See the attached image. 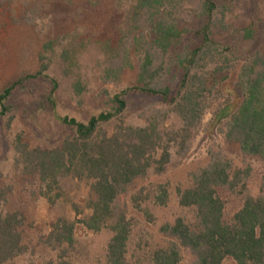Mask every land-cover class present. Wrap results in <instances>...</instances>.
<instances>
[{
	"label": "trees",
	"instance_id": "obj_1",
	"mask_svg": "<svg viewBox=\"0 0 264 264\" xmlns=\"http://www.w3.org/2000/svg\"><path fill=\"white\" fill-rule=\"evenodd\" d=\"M59 2L90 14L107 7L123 15L116 36L90 39L99 46L93 53L100 65L97 83L111 110L86 123L53 111L72 134L55 149L33 148L18 137L13 145L14 167L23 177H36L43 187L41 196L54 207L64 200L67 182L87 190L83 210L72 204L74 220L62 217L50 226L42 244L54 258L46 264H73L78 227L91 234L108 232L107 264H129L134 223L121 207V199L138 182L152 174L161 177L175 158L187 156L212 97L219 94L224 102L214 113L211 128L228 146L264 160V46L251 53L259 33L255 24L233 28L228 23L226 14L233 0ZM60 41L66 45L58 56L59 67L68 76L81 71L84 40L70 31L54 40L49 35L37 73L0 94V120L13 119L14 92L26 82L50 81L52 96L59 90L58 81L49 74L47 56ZM73 89L77 96L86 92L81 82L74 83ZM133 96L161 101L160 109L141 117L138 126L124 120ZM113 124V130H108ZM249 178L250 170L235 169L225 157L213 155L209 165L193 176L192 185L177 191L179 206L194 212L195 223L180 218L164 225L160 233L166 245L153 253L151 264H183L186 257L191 259L187 264L228 260L264 264V178L259 196H245L230 221L221 196V191L244 195ZM12 191L0 185V264L28 252L26 216L5 211ZM168 202V191L160 186L155 203L164 207Z\"/></svg>",
	"mask_w": 264,
	"mask_h": 264
},
{
	"label": "rangeland",
	"instance_id": "obj_2",
	"mask_svg": "<svg viewBox=\"0 0 264 264\" xmlns=\"http://www.w3.org/2000/svg\"><path fill=\"white\" fill-rule=\"evenodd\" d=\"M233 1L226 14L228 23L233 28L255 24L259 33L250 50L251 53L261 50L264 46V0ZM0 5V94L16 82L37 73L42 66L40 58L49 35L54 40L55 36L70 31L84 40L80 48L83 55L81 71L68 76L59 67L58 56L62 46L66 45V41L63 45L60 41L46 55L47 63H51L49 74L58 81L59 90L52 96L50 81L37 79L26 82L24 88H17L14 92L13 119L0 120V185L13 190L5 211L22 212L27 218L24 236L28 252L9 264H46L54 258V253L42 244L50 226L62 217L74 220L76 214L72 204L83 210L87 190L84 185L67 182L64 200H60L55 207L51 206L41 196L43 187L38 179L23 177L15 170L13 145L21 137L33 148L55 149L60 146L72 130L62 126L53 111L86 123L92 117L111 110L102 95L103 87L97 83L100 65L93 53H97L95 50L99 46L90 43V39L96 41L101 38L103 41L113 36L123 15L107 7L95 14L85 9L72 10L64 8L59 0H3ZM76 82H81L86 89L81 96L74 92ZM223 102L224 98L219 94L210 99L186 157L175 158L161 177L150 175L121 199V207L127 210L134 223L127 253L129 264H151L153 253L166 245L160 233L164 225L173 224L180 218L189 224L195 223L194 212L179 206L177 191L189 188L193 176L209 165L213 155L225 157L235 169L250 170L244 195L221 191L226 202L227 221L241 210L245 196H259L264 178V160L245 156L236 146H228L217 130L211 128L213 115ZM160 107V99L133 96L131 110L124 120L130 125H141V117ZM113 128L114 124L107 127L110 131ZM160 186H164L169 194V202L164 207L155 203ZM110 238L108 232L91 234L78 227L71 254L73 264H107L106 250ZM189 262L191 259L186 257L183 264ZM224 264L234 263L228 260Z\"/></svg>",
	"mask_w": 264,
	"mask_h": 264
}]
</instances>
